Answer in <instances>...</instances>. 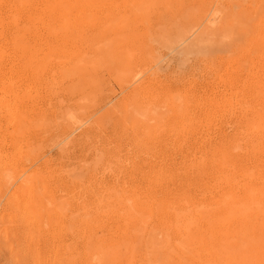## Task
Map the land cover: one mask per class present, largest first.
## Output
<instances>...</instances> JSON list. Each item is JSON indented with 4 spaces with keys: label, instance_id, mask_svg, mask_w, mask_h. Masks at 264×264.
Here are the masks:
<instances>
[{
    "label": "rangeland",
    "instance_id": "374dc122",
    "mask_svg": "<svg viewBox=\"0 0 264 264\" xmlns=\"http://www.w3.org/2000/svg\"><path fill=\"white\" fill-rule=\"evenodd\" d=\"M181 1L187 8L197 2ZM254 2L211 0L212 9L222 11L215 26L197 7L176 17L163 4L138 22L143 36L129 76L109 62L115 36L87 33L66 45L72 79L18 82L20 90L31 83L38 90L22 101L18 125L0 118V264H96V242L106 236L107 213L119 207L120 194L140 192L152 178L163 188L191 182L204 198L197 184L209 185L212 169L222 166L219 144L246 157L242 116L259 90L239 92L248 72L240 56ZM27 5L39 2L19 3L20 30L36 14L24 10ZM39 42L52 48L57 41L44 33ZM25 68L19 64L16 71ZM228 98L231 106H225ZM210 100L221 109L207 120ZM202 157L204 170L193 172L191 160ZM134 255L130 264L148 261L141 249Z\"/></svg>",
    "mask_w": 264,
    "mask_h": 264
},
{
    "label": "bare ground",
    "instance_id": "6f19581e",
    "mask_svg": "<svg viewBox=\"0 0 264 264\" xmlns=\"http://www.w3.org/2000/svg\"><path fill=\"white\" fill-rule=\"evenodd\" d=\"M22 1L25 0H0V118L4 117L9 125L20 123L22 101L31 99L33 90H38L32 83L20 90L18 82L27 77L38 84L47 76L52 82L73 78L74 63L66 46L70 39L87 33L96 39L115 36L109 62H118V70L129 76L135 47L143 36L138 22L153 10L166 4L170 5V12L181 17L191 15L197 7L206 13L209 25L215 26L222 19V11L213 10L211 0H195L193 6L188 3L189 8L181 0H37L39 6L24 8L36 14L27 28L20 30L17 16ZM116 1L119 5L114 6ZM254 8L253 18L242 32L244 45L240 56L247 60L248 72L246 84L239 92L259 90L257 95L249 96L248 109L242 116L246 123L241 136L247 138L249 146L247 155L243 151L246 157H238L218 143L222 166L212 169L209 185L197 184L204 190V198L196 193L191 182L163 188L160 180L152 178L145 180L142 191L120 194L119 207L107 213L111 226L106 236L96 242V264H130L137 249L148 256L145 264H264V5L256 0ZM249 9L253 8L245 10ZM137 11H142L139 16ZM44 33L56 39L54 47L40 44ZM19 64L26 68L16 71ZM231 75L227 82L233 89ZM232 98L225 100V106L232 105ZM209 108L207 120L214 115V108L221 109L213 100ZM202 158L191 160L193 172L204 170ZM224 165L234 168V172ZM158 236H162L161 240Z\"/></svg>",
    "mask_w": 264,
    "mask_h": 264
}]
</instances>
